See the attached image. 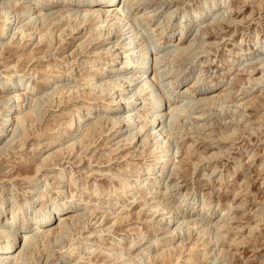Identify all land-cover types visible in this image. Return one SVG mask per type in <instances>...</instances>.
<instances>
[{"label": "rangeland", "instance_id": "rangeland-1", "mask_svg": "<svg viewBox=\"0 0 264 264\" xmlns=\"http://www.w3.org/2000/svg\"><path fill=\"white\" fill-rule=\"evenodd\" d=\"M8 1L11 0H0V27L5 15L12 17V21L16 20V26H8L5 34H0V88L21 91L25 99L23 109L33 112L29 111L31 119L26 120L25 126H17L13 133L0 136L2 219L5 222L11 211L31 200L32 205L26 212L28 224L35 217H43L46 210L53 211L55 215L61 210L64 213L67 202H71L72 210L84 215V223L79 229L67 230L57 241L28 246L24 259L30 262L33 258L38 264H128L123 262L129 257L127 255H134L148 245L154 256L157 249L173 239L171 246L174 244L175 249L166 248L168 251L163 258L149 262L150 255L143 254V258L135 260L134 264H264V0L141 2L139 16L145 11L150 16L148 21H138V39L153 54L164 58L155 66L158 82L164 92L168 91L164 86L170 81L174 69L183 71L189 77L183 85L200 76L201 85H211L215 94L225 88L228 89L219 96L230 91V95H223L220 102L209 108L194 109L186 117H180L185 125L182 126V134L175 136L173 158L176 164L180 159L183 170L180 174L171 175L172 165L165 171L163 179L172 180L169 191H166L167 198L170 197L166 204H170L172 210L186 211L192 220L202 221L204 216L210 215L211 222L203 219L202 223H208L211 229L204 231L202 224H199V228L194 227L190 234L184 228L183 233L172 237L164 232L175 226L168 222L163 230L158 226L163 217L161 215L166 212L161 211L156 215L149 211L145 198L149 199L150 195L145 197V192L136 190V197L133 198L129 190L123 194L118 190L126 176L148 184L144 181L147 178L144 173L136 176L138 163H146V160H140L136 144L125 146L121 142L119 150L112 148L126 135L119 137V134L106 130L82 153L69 148L74 142L73 138L85 134L89 123H84L86 117L76 136L58 139L72 118H75L76 125L79 123L75 115L78 103L66 100L70 88L90 77L95 78L94 82L98 84L102 79L106 81L109 78L121 81L137 71L123 70L114 76L108 75L107 67L86 69L91 66L88 57L94 55L90 52L108 48L112 43L110 45V41L102 42L100 39L90 41V46H81L85 38L89 40V31L96 28V25L90 28L89 22L85 25L82 15H78V18L71 13L72 19L68 15L55 20L51 23V37L48 34L40 43L41 35L35 31L40 26L39 22L32 28L27 23L33 17L25 19L22 13L29 5H37L46 13H52L54 11H49L44 4L64 0H17L21 2L15 8ZM66 1H78L77 6L82 8L87 5L85 0ZM107 1L102 0L99 4L105 6ZM213 1H217L219 6L208 16L207 7ZM124 6L126 9L127 5ZM199 12L203 13V19L195 22L194 17ZM75 24H79L80 28L72 31L70 27ZM156 26L165 28L161 41H158ZM185 26L188 28L187 45L191 43L193 47L191 52L188 50L182 55L180 63L173 64L178 34ZM21 29L32 37L21 39ZM203 29L206 32L202 36L200 33ZM13 34L16 35L13 37ZM127 37H120L119 42L126 43ZM50 38H53V42L48 46ZM48 49L49 53L46 54ZM69 60L72 62L68 63ZM261 61L263 63L260 65ZM119 62L113 66L115 69ZM249 67L254 69L249 70ZM152 68L154 63L149 57L146 76L151 79L154 75ZM100 71L105 72L103 77ZM24 88L26 92L22 91ZM132 89L125 88V92L117 93L115 97L125 93V96L118 98L124 102L133 94ZM177 95L173 94L172 97L175 98V105H189L190 99L178 98ZM61 97L64 99L62 103ZM6 108L0 103V111ZM125 116L124 108H121L117 117ZM13 127L15 129L14 124L10 129ZM110 133L112 136L107 138ZM188 151H191L189 155ZM60 169H64L62 178ZM162 183L166 185L169 182ZM42 202L47 207L41 208ZM216 223L218 231L213 227ZM23 224L22 220L17 222V225ZM9 231H16V239L20 236V230L14 224ZM117 237H121L122 241L117 242ZM182 239L185 248L182 258L178 260L179 250L176 246ZM159 251L163 252L162 249Z\"/></svg>", "mask_w": 264, "mask_h": 264}, {"label": "bare ground", "instance_id": "bare-ground-1", "mask_svg": "<svg viewBox=\"0 0 264 264\" xmlns=\"http://www.w3.org/2000/svg\"><path fill=\"white\" fill-rule=\"evenodd\" d=\"M11 1L8 2L13 4L14 8L17 7L21 2L17 0L14 2ZM84 2H86L87 5L82 8V6H77V4L79 3L78 1H49L46 2L44 6L48 7L49 11H54L52 13H46L44 10L39 9L37 5H29L26 7V11L24 10L25 12H23L22 14L25 16V19H29L31 18V16L33 17L32 20H29V22L27 23L29 26H32V28H34L35 24L39 22L40 26H37V28H35V31L38 32V35H41L39 37L40 43H42V41L46 39V36L50 34L51 23H53L55 20L68 17V15L71 18V13L75 14L73 15L74 17L82 15L84 18L83 23H85V25L86 22H89L90 28L95 25L96 28L91 29V31H89V40L88 38L87 40L85 38V40L81 43V46H88L90 43H92L90 41H98L100 39L103 40L102 42L110 41V45L112 43V45L108 48H104L103 50L97 49L95 52H90L94 55L88 57L91 60V66H87L86 69H93L97 66L107 67L109 69L108 75L114 76L123 70L125 71L133 69L137 72L134 73V75H132L131 77H124L123 79L121 78V81H119V79L114 81L110 80L108 76V80L103 81L102 79L99 84L97 82H94L95 78L90 77L85 80L83 79V83L76 85L73 89L70 88V94L66 98V100H75V102L78 103L76 106L77 111L75 115L78 116L79 123L78 125H76L75 118H72L71 121L68 123L67 127H65V129L63 130L61 129L62 131L60 132L58 139L63 140L66 138V136H76V132H78L79 129L82 127V123L84 122V119L86 117L88 118L84 123H89L86 126L85 134H83V136L80 138H73L74 142L69 146V148L76 150L78 149V151L82 153L83 151L88 150V148L95 142V138H101L106 132V130L108 132L119 134V137L126 135L116 145L112 146V148H115L114 151H117L121 147V142H123L125 146L135 143V146L136 148H138L139 151L138 153L140 156V160H146V163H148V165L146 163H138L139 168L136 170V176H138L141 172L144 173L147 176L144 181L148 182V184H143L142 182H139L140 180H131V177L126 176V178H124L123 180V183L121 184V187L118 189L120 193L123 194L129 190L130 192H132L133 198H135L136 190H141L142 192H145V197L150 195L149 199L145 198L146 204H149V211H153V213L156 215L158 213H161V211L166 212L165 214L161 215L163 217L158 222V226L160 227V229H165V225H167V222L168 224H172V226H175L174 229L168 228L164 232V234H166V236L168 237H172L173 235H180L184 232V228H186V232L190 234L191 229H193L194 227L199 228V224H202V227H204V231L210 230L211 227L208 224V221L211 222V220H209L210 215L203 217L205 221L208 220V223L203 222V224V219L202 221L192 220L190 216L186 213V211L180 209L172 210L169 208L170 204H166V201H169L170 192L168 195L169 198H167L166 191H169V184H171L172 180L167 181L166 179H163V177L165 171L167 169L169 170V167L172 165H174V167L170 173L171 175L180 174L183 170V166L181 165L180 159L176 164L174 163L175 158H173V145L175 143V136H179L182 134V126L185 125L180 119V117H182L181 115H183L184 118L188 115L189 111L192 112L194 111V109L202 110L205 107L207 108V106L209 108L211 105H214L219 100L221 101L223 95L227 96L230 91L223 94L222 96H219L221 95V93H224L228 88H225L219 94H215L214 89L211 85H201L202 80L200 76H198L197 79L192 81L191 83L183 85V82L185 83L189 77L187 76V74L185 75L183 71H177L174 69L175 71L173 70V72H171L173 73V75L170 81L168 82V84H166V86H164V88H168V91L164 92V90L162 89L163 87L158 82L157 78L159 77H157V72L155 70V66L163 62L164 58H161L157 53L153 54L152 50L149 48L147 49L146 46H144L140 42L141 39H138L139 32H137L138 28L136 27L138 21H148L150 16L146 13V11L139 16V8L141 6L142 0H108L105 6L99 4L102 3V0H85ZM109 3L110 5H108ZM121 3H123L122 7H120ZM124 4L127 5L126 9L123 8L125 7ZM0 6L2 5L0 4ZM217 6H219V3L217 1H213L211 5L207 7L206 13L208 14V16L210 12L217 8ZM72 7L77 8L78 11H75L77 9H71ZM3 8L1 9L3 10ZM26 15L29 16L26 17ZM5 16L6 17L4 19V23L0 27L1 35L5 34V31L8 26H16V20L12 21V17H9L7 15ZM194 19H196L194 20L195 22L201 21L203 19V13H197ZM79 24H75L74 27L71 26V30L74 31L78 27L80 28ZM17 28L18 27H16L15 30ZM164 29L165 28H158V26L155 27V31H159V33L157 34V36L159 37L158 41H161L163 39L165 34ZM187 29V26L180 29L181 32L178 34V45L176 46V51H174L175 54L172 56L173 64H175V62L176 64L180 63L182 55L186 51H190L191 47H193L191 43L187 45V43L189 42V39H187L186 37ZM201 32L202 33L200 34L203 36L206 32V29L201 30ZM25 33L26 32L21 29V39L28 36ZM15 35L13 34V37ZM124 36H128L125 39L127 40V42L125 40L124 41L126 43H123V41L119 42L121 40L120 37ZM199 37L201 36H198V38ZM115 38L116 40L113 42L112 40ZM52 42L53 38H50L48 46H51ZM120 50H122L123 52L119 53ZM45 53H49V49L48 52L45 51ZM121 54L123 55V57L119 58V55ZM149 57L152 58V61L154 63V69L152 68V72L154 73V75L152 79L150 78V76H146V71L149 69ZM119 60L120 68L118 66V68L115 69L113 66L117 64V61ZM71 62V60L68 61V63ZM261 63L263 62L261 61L260 65ZM251 69H254V67H249V70ZM100 75L103 77L105 75V72L100 71ZM179 84H181V86H179ZM83 85L86 87V89H83ZM105 86L108 87V89H104ZM32 87L33 86H31V88ZM128 87L133 88L131 90L133 94H131L130 97L128 96L129 98H126V101L124 102H122V99L121 101L118 100L119 97L125 96V93L122 96L115 97V95L117 93L122 94L123 92H125V88ZM171 89L173 91H171ZM22 91H25V88L22 89ZM112 91L115 92L112 94ZM177 93L179 94V96L177 95L178 98L181 97L185 99H190L188 106L181 107L175 105V98L172 97L173 94ZM23 95L24 94L21 93V91L19 90L11 91V88H0V103L7 107L5 111H0L1 137L5 136L8 132L9 134L13 133L17 129V126H21L22 128L23 126H25L26 120L31 119V115L29 114V111L31 109H29L28 111H25L26 109H23V104L25 102ZM79 98H82L83 100L79 101ZM63 100V97H61L60 103H62ZM140 100H142V102L138 103ZM123 105L125 107H123ZM30 107L32 108V106ZM165 107H167V110L165 109ZM121 108H124V114L126 113V116L124 118L117 117V115L120 113ZM31 111L30 113L33 112ZM165 117L167 118L164 120L163 118ZM136 121L138 123V126L136 125L137 123H135ZM13 124L15 126V129L14 127L10 129ZM111 136L112 133L107 134L106 137L109 138ZM176 139L177 141H179L178 137H176ZM176 143L178 144L179 142ZM190 153L191 151H188V155ZM135 155L137 156L138 154ZM129 164L130 162H128L127 165ZM59 171L60 177L62 178V176L64 175V169H60ZM151 176L154 177L150 178ZM133 181L134 184H132ZM162 182L169 183L163 185L165 183ZM47 186L48 185L46 184L45 187L47 188ZM32 201L33 200L27 201L26 203L21 205L17 210L11 211V213L8 214V216L6 217L5 222L2 219V213L0 211V220L2 222L0 223V264H38V262H35L33 258L32 260H30V262L24 259V256H26V250H28V246H32L34 244L38 245L39 243L44 245L46 242L52 240L57 241L61 236L68 232L67 230H77L80 228V225L84 223V215L78 211L72 210L70 206L71 202H67L64 205V213L62 212L63 210H61L58 212L57 215H55L53 211L46 210V212H43V217H35L32 219V223L28 224L26 212L28 208L32 205ZM44 206L46 205L44 204V202H42L41 208H44ZM61 213L63 214L61 215ZM20 220H22L25 224L17 225V222ZM13 224L16 226V228H18V230H20V236L17 237V239L16 231H9ZM213 227L216 231H218V223H216ZM33 232H37L36 235L32 234ZM117 239V242L122 241L121 237H117ZM172 240H169L170 242L166 240L167 244L163 245L162 248L157 249L156 255L154 256L151 254V247L147 245L141 251H137L136 254L127 255L129 256L128 258H126L125 256L126 259L123 262H128V264H134L135 260L140 261L143 258V254L150 255V257L148 256L150 260L149 262H154L155 260L157 261L158 259L163 258V256L165 255L164 253L168 251V249L166 250V248H173L174 244L173 246H171ZM182 242L183 239L180 242L181 244L179 243V245L176 246L179 250L178 260L182 258V251L185 248L183 247ZM160 249L163 250L162 253H160ZM156 256H158V258H156ZM147 264L150 263L147 262Z\"/></svg>", "mask_w": 264, "mask_h": 264}]
</instances>
